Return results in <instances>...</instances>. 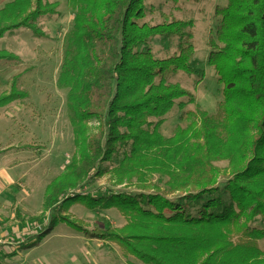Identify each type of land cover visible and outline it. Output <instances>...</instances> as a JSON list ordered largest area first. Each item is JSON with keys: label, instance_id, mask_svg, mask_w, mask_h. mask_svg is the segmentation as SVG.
<instances>
[{"label": "trees", "instance_id": "1", "mask_svg": "<svg viewBox=\"0 0 264 264\" xmlns=\"http://www.w3.org/2000/svg\"><path fill=\"white\" fill-rule=\"evenodd\" d=\"M146 1L67 0L73 17L57 84L67 90L75 154L47 185L42 213L33 220L52 214L25 248L64 224L116 244L143 264H264V0H227L214 9L219 21L207 64L222 87V101L215 114L197 110L196 119L171 137L160 133L163 118L176 101H193L192 93L168 79L195 74L194 22L141 23ZM57 8L45 0L7 3L0 9V39L20 28L44 37L36 22L56 15ZM154 38L177 39L176 52L154 57ZM5 59L15 56L0 51ZM18 92L13 86L1 95L0 107L25 96ZM127 147L109 180L142 193H75L87 179L103 177L100 165ZM220 162H226L223 169ZM221 175L227 181L219 187ZM155 176L165 180L163 186ZM77 203L88 210L116 209L125 224L89 230L61 214ZM256 222L263 228L252 226Z\"/></svg>", "mask_w": 264, "mask_h": 264}, {"label": "rangeland", "instance_id": "2", "mask_svg": "<svg viewBox=\"0 0 264 264\" xmlns=\"http://www.w3.org/2000/svg\"><path fill=\"white\" fill-rule=\"evenodd\" d=\"M11 1L13 0H0V9ZM45 1L58 3V8L56 15L41 17L36 22L43 31L44 37H37L30 30L20 28L5 33L0 39V51L15 56L12 60H0V96L9 93L13 86L19 91L18 93L25 95L17 97L15 102L16 118L9 111L4 123L6 125L0 123V146L13 139L17 140L18 148L27 153L26 157L29 159L26 161L27 164L33 163L30 167H24L25 170L34 169L31 176L33 182L30 181L29 186L31 200H40L43 197L41 189L62 174L75 154L66 106L67 90L59 88L57 84L64 58V41L71 30L73 11L68 6L67 0ZM226 3L227 0H199L197 3L179 1L176 4L165 0L146 1L147 13L141 23L157 25L171 18L194 22L192 29L194 55L191 63L195 74L178 72L168 79V82L178 84L192 93L193 101L184 98L175 102L159 128L164 137H171L178 127H187L196 119L194 114L197 110L215 114L222 101V87L216 80L213 68L207 64V57L210 51L208 41L213 39L219 21L214 17V9L223 7ZM177 44V39L162 41L160 38H154L150 48L154 57L163 59L176 52ZM90 125L93 129L97 127L95 122H90ZM14 132H17V139L13 135ZM128 151V147L120 149L111 163L101 164V169L105 171L104 176L87 179L75 193L93 196L102 192L135 195L142 193L132 186H114L109 180L111 170L118 166L124 153ZM30 158L33 160L31 161ZM217 166L223 169L226 162H220ZM164 181L157 176L154 177V182L160 186H163ZM226 181L227 176L221 175L218 186H223ZM176 198V195L169 197L171 200ZM51 214L52 211L46 212L43 221L32 220L35 215L24 216L21 221L17 209V238L12 237L11 240L15 242L17 239V245H20V242L26 241L25 236L39 235L47 227ZM61 214L79 220L89 230L119 228L125 224L124 218L116 209L88 210L80 203L73 204L68 210H62ZM252 226L263 228L261 222H256ZM23 234L25 236H22ZM259 245L264 250V241L259 242ZM22 262L143 264L126 254L116 244L86 238L82 233L70 230L65 225L56 227L44 239L38 250L27 254L25 258L23 255L19 256L17 264Z\"/></svg>", "mask_w": 264, "mask_h": 264}, {"label": "crops", "instance_id": "3", "mask_svg": "<svg viewBox=\"0 0 264 264\" xmlns=\"http://www.w3.org/2000/svg\"><path fill=\"white\" fill-rule=\"evenodd\" d=\"M15 102L16 100L0 107L1 124L6 125L4 123H6L5 119L8 118L9 111H11L12 115L16 118L17 106ZM15 110L16 112H14ZM13 135L15 139H17V132H14ZM26 155L27 153L18 148L17 140L13 139L8 141L4 146H0V159L2 158V160H0V237L2 238H17V209L21 215V221L24 216L35 215L32 217L35 219L37 214L38 217L42 213L44 193L49 183L44 186V189H41V191H43V197H41L40 200H31L29 186L30 181H32L31 176L33 175L34 169H24V167H30L33 164H27L26 161H29V159ZM30 157L32 158L31 155ZM31 158L30 160L32 161L33 159ZM23 189H25V191H23ZM24 224L25 223H23V225ZM60 225L64 224H59L58 226ZM51 232L48 234L50 235ZM48 234L31 248L25 247L27 244L35 242L37 236L28 237L23 234L22 236L27 238L26 241L20 243V245H17V239H15V242L12 240V243L3 246L0 250V264H17V258L19 256L23 255V258H25L27 254L38 250L44 239L49 236ZM21 264L27 263L22 262Z\"/></svg>", "mask_w": 264, "mask_h": 264}, {"label": "built area", "instance_id": "4", "mask_svg": "<svg viewBox=\"0 0 264 264\" xmlns=\"http://www.w3.org/2000/svg\"><path fill=\"white\" fill-rule=\"evenodd\" d=\"M22 242H20V243H22ZM9 243H12L11 239H9V238L7 239L6 237L5 238L0 237V250L2 249L3 246H5Z\"/></svg>", "mask_w": 264, "mask_h": 264}]
</instances>
